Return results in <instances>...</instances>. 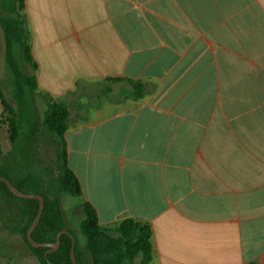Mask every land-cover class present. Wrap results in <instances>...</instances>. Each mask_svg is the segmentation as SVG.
Wrapping results in <instances>:
<instances>
[{
  "label": "crops",
  "instance_id": "obj_1",
  "mask_svg": "<svg viewBox=\"0 0 264 264\" xmlns=\"http://www.w3.org/2000/svg\"><path fill=\"white\" fill-rule=\"evenodd\" d=\"M25 13L38 90L68 106V164L100 225L149 223L150 264H264V0H25Z\"/></svg>",
  "mask_w": 264,
  "mask_h": 264
},
{
  "label": "trees",
  "instance_id": "obj_2",
  "mask_svg": "<svg viewBox=\"0 0 264 264\" xmlns=\"http://www.w3.org/2000/svg\"><path fill=\"white\" fill-rule=\"evenodd\" d=\"M16 4L19 12L18 18L5 14L0 0V27L4 34L8 74L15 88L17 99L19 98L23 101L27 91L33 94L38 91L36 77L38 64L32 55V33L25 13V0H16ZM27 67L31 68L33 74L28 75L24 72ZM122 80L108 79L112 83L121 82ZM128 82L133 87L134 97L141 98L143 93L142 84L130 80ZM39 94L47 102L43 126L49 133L56 136L61 148L59 155L61 175L58 191L69 194L72 197H81L82 187L80 181L68 164L67 144L65 141L66 120L69 116L68 106L64 102L54 100L48 93L39 92ZM0 101L2 106L0 120L4 119L8 127L10 141L16 144L21 136L20 114L8 103L1 89ZM20 108L25 109L24 102L22 107L20 105ZM8 179L15 187L23 191L12 179ZM0 189L8 195L16 197L3 182H0ZM23 200L30 211V213L28 212V217L33 222L39 209V201L34 199ZM82 213L83 221L80 229L86 241L84 253H80L76 235L67 230L75 238V255L78 264L151 263L154 250L152 245L153 232L149 223H143L133 218H125L115 228L102 227L99 223L97 210L89 202L83 203ZM63 221L61 213L58 214L57 210L45 201L40 223L32 234L33 239L38 243H54L57 234L65 230ZM30 225L25 226L20 231V234L40 264H73L70 257L72 247L70 236L63 234L60 238L59 248L56 251L48 252L49 248H34L28 243L27 230ZM46 234H52L53 238L47 239L45 237Z\"/></svg>",
  "mask_w": 264,
  "mask_h": 264
},
{
  "label": "rangeland",
  "instance_id": "obj_3",
  "mask_svg": "<svg viewBox=\"0 0 264 264\" xmlns=\"http://www.w3.org/2000/svg\"><path fill=\"white\" fill-rule=\"evenodd\" d=\"M5 14L13 16L10 13ZM14 17H19L18 9L17 16ZM3 40L2 33L0 89L8 103L20 114L21 136L19 141L13 144L9 138L7 124L4 119L0 120V174L12 179L24 192L43 195L48 205L55 208L58 214L61 213L65 230L76 235L80 253H84L86 241L80 229L83 221V202L80 197H72L58 191L61 148L56 136L43 126L47 109L46 99L39 94V90L34 94L27 91L23 101L17 99L6 62L1 57L5 50ZM24 72L33 74L28 67ZM90 96L93 98V95ZM23 102L25 109L20 108ZM28 212L30 213L23 199L10 196L0 189V264H40L20 234L25 226L33 223L28 217ZM45 237L53 238L52 234H46Z\"/></svg>",
  "mask_w": 264,
  "mask_h": 264
},
{
  "label": "water",
  "instance_id": "obj_4",
  "mask_svg": "<svg viewBox=\"0 0 264 264\" xmlns=\"http://www.w3.org/2000/svg\"><path fill=\"white\" fill-rule=\"evenodd\" d=\"M0 182H3L8 187L9 191L18 198L34 199V200L39 201V209H38L37 215L33 223L30 225L29 229L27 230L28 243L34 248H44L45 247V248H49L48 252H51V251L53 252L59 248L61 236L63 234L68 235L70 236L72 240V247H71V252H70L71 261L73 264H78L76 255H75V243H76L75 238L69 231L63 230L59 232L56 236V241L54 243H38L33 239L32 234L34 230L36 229V227L38 226V224L40 223V220H41V217L44 211V206H45L44 197L40 194L26 193V192L19 190L17 187L13 185V183L8 178L1 176V175H0Z\"/></svg>",
  "mask_w": 264,
  "mask_h": 264
}]
</instances>
